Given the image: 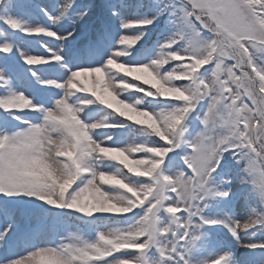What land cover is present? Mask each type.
Masks as SVG:
<instances>
[{"label":"snow or ice","instance_id":"obj_1","mask_svg":"<svg viewBox=\"0 0 264 264\" xmlns=\"http://www.w3.org/2000/svg\"><path fill=\"white\" fill-rule=\"evenodd\" d=\"M0 264H264V0H0Z\"/></svg>","mask_w":264,"mask_h":264},{"label":"rangeland","instance_id":"obj_2","mask_svg":"<svg viewBox=\"0 0 264 264\" xmlns=\"http://www.w3.org/2000/svg\"><path fill=\"white\" fill-rule=\"evenodd\" d=\"M49 2H50V0H44V1H42V4L49 3ZM129 34H131V33H129ZM33 54H42V53L41 52H34ZM240 211H241V214L243 215V210L241 209ZM221 235H222V238L226 239L228 243H230V244L235 243V241L233 240V238L230 235H226L223 233ZM242 235H243V233H242ZM251 242H254V241H252L248 238H244L241 241V243H251ZM241 251H242V249H241Z\"/></svg>","mask_w":264,"mask_h":264},{"label":"trees","instance_id":"obj_3","mask_svg":"<svg viewBox=\"0 0 264 264\" xmlns=\"http://www.w3.org/2000/svg\"><path fill=\"white\" fill-rule=\"evenodd\" d=\"M35 3H40V0H34Z\"/></svg>","mask_w":264,"mask_h":264}]
</instances>
